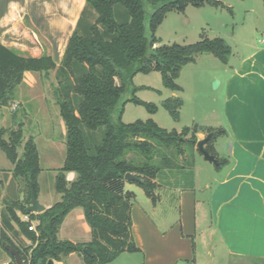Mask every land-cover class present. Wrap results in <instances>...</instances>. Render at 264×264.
I'll use <instances>...</instances> for the list:
<instances>
[{"label": "trees", "instance_id": "16d2710c", "mask_svg": "<svg viewBox=\"0 0 264 264\" xmlns=\"http://www.w3.org/2000/svg\"><path fill=\"white\" fill-rule=\"evenodd\" d=\"M84 1L59 65L50 55L24 56L0 43V107L13 102L24 72L55 70L57 105L66 127L65 157L54 185L61 199L40 213H25L31 183L37 190L36 178L41 170L34 139L29 136L23 141V125L16 120L15 112L12 127L0 128V151L13 165V177L25 181L26 197L4 202L0 247L4 249L3 242L14 247L23 264L63 261L71 253L78 254L83 264H110L122 252L138 251L131 232L134 193L125 189L124 175L138 177L139 182L129 183L140 187L152 201L160 185L179 180L189 183L199 129L185 126L180 131L167 130L151 118L124 123L121 116L127 102L143 106L150 114L157 110L155 104L135 95L143 87H136L133 78L139 73L159 72L164 88L181 91L176 79L183 66L201 54H210L226 64L231 53L220 37H202L192 44L159 45L155 36L168 12H182L187 5H222L217 0ZM161 104L173 121H180L181 97L166 98ZM71 171L76 178L69 183L65 173ZM75 207L82 208L90 228L87 242L57 237L65 216ZM17 210L27 220L22 221ZM33 221L34 231L28 229ZM8 232L25 237L30 245L14 244ZM6 252L8 264H15L14 257Z\"/></svg>", "mask_w": 264, "mask_h": 264}, {"label": "crops", "instance_id": "0c3cea01", "mask_svg": "<svg viewBox=\"0 0 264 264\" xmlns=\"http://www.w3.org/2000/svg\"><path fill=\"white\" fill-rule=\"evenodd\" d=\"M84 6V0H0V43L24 56L50 55L59 65ZM33 74L46 73L24 72L22 82L15 88V97L20 103L43 102L44 106L51 103L59 120L57 101L48 95L50 84L35 82ZM213 81L222 92L221 119L211 120L207 132L198 130L195 136L199 140L206 133H215L205 148L219 164L206 161L195 145L192 180L158 186L155 201L146 195L137 197L133 188L138 186L126 182L125 189L134 193L131 232L138 251L120 253L114 259H121L118 264H264V41L239 56L234 65L224 70L223 78L216 77ZM52 88L56 89L57 83ZM44 117L47 121L51 119L48 113ZM58 126L60 135L49 136L44 157L49 169L54 170V185L64 160L61 166L49 165L54 164L51 161L55 154L63 158L65 152L63 120ZM36 135L30 136L36 139ZM220 137L225 139L223 151L218 148ZM40 159L39 156V166ZM12 169L9 161L0 165V175L5 174L1 180L6 185V196L0 197V215L5 201L26 198L24 193L19 196L17 189H13ZM40 169L36 178L37 199L46 209L60 201L61 195L54 186L55 196L51 200L40 197L44 193L41 166ZM65 178L70 183L76 173L66 172ZM16 214L19 216L20 210ZM19 218L27 220L23 212ZM79 220L85 240L73 236L71 230ZM8 234L14 244L30 245L25 237ZM57 237L74 243L90 240V228L81 207L73 208L65 216ZM71 260L83 264L76 253L63 261H53L71 264Z\"/></svg>", "mask_w": 264, "mask_h": 264}, {"label": "rangeland", "instance_id": "374dc122", "mask_svg": "<svg viewBox=\"0 0 264 264\" xmlns=\"http://www.w3.org/2000/svg\"><path fill=\"white\" fill-rule=\"evenodd\" d=\"M222 3L219 6L204 4L200 7L187 5L184 11H170L166 14L163 21L157 26L155 36L161 44H192L199 41L202 37L212 39L214 37L222 38L231 48V53L226 64H223L218 58L210 54L199 55L194 62L188 63L182 67L176 83L181 86L182 91H172L164 88L159 72H150L148 74H137L133 78V84L136 87L148 86L150 89L139 88L135 95L146 102L156 105L157 110L154 114L140 105L127 102L124 105V111L121 120L124 123H131L135 120L153 119L160 127L167 130H181L183 127L196 126L199 130L207 132L211 120L221 119V89L215 88L216 77L223 78L224 70L234 65L239 56L249 52L252 47L259 46L264 41V4L262 0H217ZM35 82L49 83L48 95L57 101L55 95L56 89L52 88L57 83L55 70H51L45 75L33 74ZM31 80V79H30ZM58 86V84H57ZM175 92L176 95H173ZM20 95V94H19ZM181 97L183 105L180 109V121L175 122L169 113L162 107V101L169 97ZM17 98V101H15ZM57 104V102H56ZM55 107L51 103L44 106L43 102L35 104L20 103L18 97L13 98V102L0 110V128L12 127V114L16 113L17 121L23 125V138L27 139L31 134H38L34 139L40 156V166L42 168L41 177L44 180V193L40 197H46L51 200L55 196L54 192V170L49 169L46 163L45 150H47L49 136L60 135L58 123L62 121L61 116L57 120ZM48 113L51 119H45ZM207 134V133H206ZM7 138V135H4ZM224 138L218 139V148L223 151ZM65 147V145H64ZM22 147L18 153L21 154ZM0 165L8 163L3 154H0ZM65 157V152H64ZM61 155H54V164L49 166H61ZM55 167V168H56ZM12 172V170H10ZM0 175V197L6 196V185L2 183L4 179ZM13 189H17L19 196L25 195V181L21 178H13ZM137 197H146L140 187L133 188ZM12 191V189H11ZM23 195V196H24ZM20 217L22 211L20 210ZM76 217V215H74ZM32 224L35 226L36 222ZM73 236L80 240H85V230L82 227L81 220L74 222L72 226ZM89 237V235L87 236ZM16 240V239H15ZM28 243V241H27ZM24 246V244L22 245ZM121 257V256H120ZM81 258V257H80ZM9 256L7 252L0 247V264H7ZM119 257L110 264H118ZM71 264H77V261L71 260Z\"/></svg>", "mask_w": 264, "mask_h": 264}, {"label": "water", "instance_id": "95a60500", "mask_svg": "<svg viewBox=\"0 0 264 264\" xmlns=\"http://www.w3.org/2000/svg\"><path fill=\"white\" fill-rule=\"evenodd\" d=\"M211 136H212V132H209L202 139L197 140L196 149L199 153L202 154L203 158L206 161L211 162L214 165H218L219 164L218 160L212 154H210L205 148V145L210 140ZM124 180L126 182H131V181L139 182L140 181V179L136 177L135 175H133L132 173H125ZM44 210H45V207L41 205L37 199L36 187L34 186L33 183H31L30 200H29V204L25 207V213H29V212L40 213ZM2 246L4 247L6 251H8L14 257L15 264H23V261L20 257L19 252L14 247L4 242L2 243ZM46 264H54V261L52 259H48Z\"/></svg>", "mask_w": 264, "mask_h": 264}, {"label": "built area", "instance_id": "2783aa9c", "mask_svg": "<svg viewBox=\"0 0 264 264\" xmlns=\"http://www.w3.org/2000/svg\"><path fill=\"white\" fill-rule=\"evenodd\" d=\"M29 230H35V226L31 223V226L28 227Z\"/></svg>", "mask_w": 264, "mask_h": 264}]
</instances>
